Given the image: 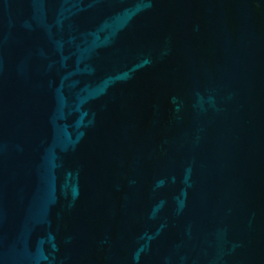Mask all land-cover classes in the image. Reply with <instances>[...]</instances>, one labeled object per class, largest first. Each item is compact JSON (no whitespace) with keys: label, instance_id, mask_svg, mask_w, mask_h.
Returning a JSON list of instances; mask_svg holds the SVG:
<instances>
[{"label":"water","instance_id":"1","mask_svg":"<svg viewBox=\"0 0 264 264\" xmlns=\"http://www.w3.org/2000/svg\"><path fill=\"white\" fill-rule=\"evenodd\" d=\"M0 264H264V0H0Z\"/></svg>","mask_w":264,"mask_h":264}]
</instances>
